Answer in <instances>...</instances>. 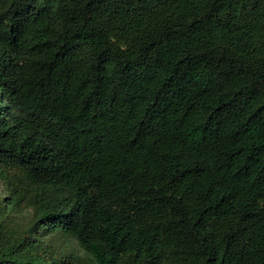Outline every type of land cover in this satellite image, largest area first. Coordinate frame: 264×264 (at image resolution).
I'll use <instances>...</instances> for the list:
<instances>
[{"label":"trees","instance_id":"obj_1","mask_svg":"<svg viewBox=\"0 0 264 264\" xmlns=\"http://www.w3.org/2000/svg\"><path fill=\"white\" fill-rule=\"evenodd\" d=\"M0 184V264H264V0H0Z\"/></svg>","mask_w":264,"mask_h":264},{"label":"rangeland","instance_id":"obj_2","mask_svg":"<svg viewBox=\"0 0 264 264\" xmlns=\"http://www.w3.org/2000/svg\"><path fill=\"white\" fill-rule=\"evenodd\" d=\"M4 196V188L2 187V185L0 184V197ZM59 242V241H58ZM57 245H61V248H67L68 250L73 251L75 254L84 257L86 259H89L90 255H88L82 248H80V246L77 244L76 241L74 240H70V241H66V242H59V244Z\"/></svg>","mask_w":264,"mask_h":264}]
</instances>
